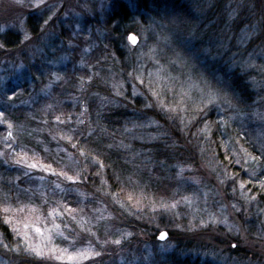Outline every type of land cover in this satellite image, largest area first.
Listing matches in <instances>:
<instances>
[{
  "label": "rangeland",
  "instance_id": "obj_1",
  "mask_svg": "<svg viewBox=\"0 0 264 264\" xmlns=\"http://www.w3.org/2000/svg\"><path fill=\"white\" fill-rule=\"evenodd\" d=\"M179 2L0 0V264H264V0Z\"/></svg>",
  "mask_w": 264,
  "mask_h": 264
},
{
  "label": "trees",
  "instance_id": "obj_2",
  "mask_svg": "<svg viewBox=\"0 0 264 264\" xmlns=\"http://www.w3.org/2000/svg\"><path fill=\"white\" fill-rule=\"evenodd\" d=\"M141 2L145 4V6L151 10L155 8L162 10L163 8H165L167 9V13H170L171 15H173V13H176V14L181 13V14L186 15L187 12L189 11V8L182 5L179 2V0H165V1L164 0H141ZM126 11L127 9H124L123 11H120L118 13L123 14L124 19H126V14H128ZM114 30L117 31L116 28ZM13 40H14V43L16 44V36L15 34L13 36L12 33H7L2 37L0 36V42H3V43L5 42V44H7L10 41H12L13 43ZM224 80H225V88L227 89L226 91L228 92V97L233 102H235V104L238 107L245 108L246 110L250 109L253 106L252 102L256 100V97H255V91L252 88L251 83L248 82L247 77L237 72H233L231 75H225ZM115 116L117 117V115ZM224 132L228 133L229 129L228 128L221 129L220 127H218L213 131V134H219L220 137L225 139ZM230 155L231 154L229 153V156ZM103 161L105 163H109V165L110 164L113 165L111 161L108 162L106 158ZM242 179H244L243 175H242ZM164 188H163V192L165 193L170 189V187L168 186H165ZM151 190H153L157 194L158 193L160 194V192L162 191V189H160L157 185H154V187L151 188ZM180 264H189V263L185 262V263H180Z\"/></svg>",
  "mask_w": 264,
  "mask_h": 264
},
{
  "label": "snow or ice",
  "instance_id": "obj_3",
  "mask_svg": "<svg viewBox=\"0 0 264 264\" xmlns=\"http://www.w3.org/2000/svg\"><path fill=\"white\" fill-rule=\"evenodd\" d=\"M129 39L133 42V43H136V37L135 36H131V37H129ZM201 102L202 103H206V106L207 105H212V104H215V103H217V99H216V97L215 96H213V95H211V94H209L208 96H207V98H206V101H205V99L204 98H202L201 99ZM197 110H199V111H203V109H201V108H199V106H197ZM171 111H175V109H171ZM3 114L2 113H0V116H2ZM9 127H11V125H9ZM9 135H11V133H9ZM69 139H70V137H69ZM73 146H75V145H73ZM17 162H19V161H17ZM37 165L36 164H29L28 165V167H30V168H35ZM68 179H72L71 177H68ZM73 182H75V181H73ZM172 207H175V205H172ZM53 211H55V210H53ZM6 222H8V221H6ZM25 227H27V225H25ZM57 227H58V225H57ZM36 230V232H40V229L39 228H36L35 229ZM160 239L161 240H163V239H165V234H162L161 236H160ZM116 243H119V241H115ZM233 247H235V245H233ZM81 255H83V253H81ZM69 259L71 260V259H74L73 257H69Z\"/></svg>",
  "mask_w": 264,
  "mask_h": 264
},
{
  "label": "water",
  "instance_id": "obj_4",
  "mask_svg": "<svg viewBox=\"0 0 264 264\" xmlns=\"http://www.w3.org/2000/svg\"><path fill=\"white\" fill-rule=\"evenodd\" d=\"M131 36H135V37H136V43H133V42L129 39V37H131ZM128 41H129V43H130L131 45L136 46L137 43H138V38H137L136 35H134V34H130V35L128 36ZM162 234H165V239H163V240L160 239V236H161ZM167 237H168V234H167L166 232H162V233L159 235L158 239H159L160 241H165V240L167 239Z\"/></svg>",
  "mask_w": 264,
  "mask_h": 264
}]
</instances>
